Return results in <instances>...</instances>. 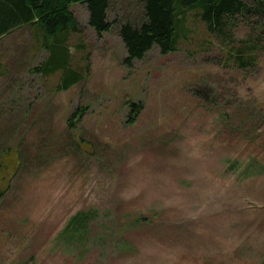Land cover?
Instances as JSON below:
<instances>
[{
    "label": "rangeland",
    "instance_id": "rangeland-1",
    "mask_svg": "<svg viewBox=\"0 0 264 264\" xmlns=\"http://www.w3.org/2000/svg\"><path fill=\"white\" fill-rule=\"evenodd\" d=\"M142 1L111 0L101 35L71 7L85 79L67 91L29 71L48 56L32 27L0 41V264H264V56L238 68L192 11L177 51L130 66Z\"/></svg>",
    "mask_w": 264,
    "mask_h": 264
},
{
    "label": "trees",
    "instance_id": "trees-1",
    "mask_svg": "<svg viewBox=\"0 0 264 264\" xmlns=\"http://www.w3.org/2000/svg\"><path fill=\"white\" fill-rule=\"evenodd\" d=\"M77 3L86 4L89 24L99 35L111 30L113 24L108 16L111 0H0V41L21 26L32 27L37 44L48 56L29 71L40 79L61 72L56 91H67L85 79L84 72L72 66L69 45L71 35L80 32V25L71 11ZM142 5L140 23L127 21L120 25L119 34L127 51L125 62L130 66L155 47L164 54L177 51L180 38L187 35L186 21L192 11L197 12L208 31L220 39L221 45L232 46L227 53L238 68L255 67L264 56V0H143ZM242 23L253 31L249 38L238 39L236 36ZM128 107L129 121L134 123L143 105L130 102ZM79 111L73 114L74 117L83 116L82 108ZM72 118L68 120L69 127L75 124ZM19 154L23 163L26 162V152L20 149ZM4 192L0 188V198ZM90 216L88 212L77 213L69 222L66 233ZM78 229L81 231L84 227Z\"/></svg>",
    "mask_w": 264,
    "mask_h": 264
}]
</instances>
